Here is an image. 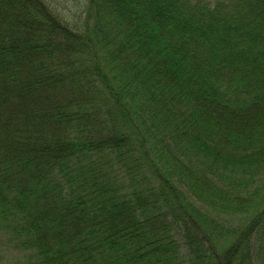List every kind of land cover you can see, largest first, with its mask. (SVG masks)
<instances>
[{"label": "trees", "instance_id": "obj_1", "mask_svg": "<svg viewBox=\"0 0 264 264\" xmlns=\"http://www.w3.org/2000/svg\"><path fill=\"white\" fill-rule=\"evenodd\" d=\"M0 0V231L24 264H264V0Z\"/></svg>", "mask_w": 264, "mask_h": 264}, {"label": "rangeland", "instance_id": "obj_2", "mask_svg": "<svg viewBox=\"0 0 264 264\" xmlns=\"http://www.w3.org/2000/svg\"><path fill=\"white\" fill-rule=\"evenodd\" d=\"M60 19L78 30L86 17L87 0H45ZM8 245L7 236L0 231V264H24L20 254Z\"/></svg>", "mask_w": 264, "mask_h": 264}]
</instances>
